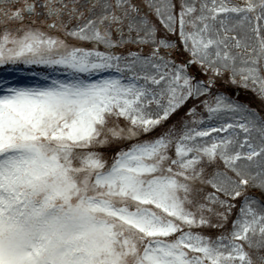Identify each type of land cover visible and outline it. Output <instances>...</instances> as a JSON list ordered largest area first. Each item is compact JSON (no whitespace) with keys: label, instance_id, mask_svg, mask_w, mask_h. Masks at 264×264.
<instances>
[{"label":"snow or ice","instance_id":"obj_1","mask_svg":"<svg viewBox=\"0 0 264 264\" xmlns=\"http://www.w3.org/2000/svg\"><path fill=\"white\" fill-rule=\"evenodd\" d=\"M0 264H264V0H0Z\"/></svg>","mask_w":264,"mask_h":264},{"label":"rangeland","instance_id":"obj_2","mask_svg":"<svg viewBox=\"0 0 264 264\" xmlns=\"http://www.w3.org/2000/svg\"><path fill=\"white\" fill-rule=\"evenodd\" d=\"M242 98H246V99H248L249 98V96H247V97H242ZM250 99V98H249Z\"/></svg>","mask_w":264,"mask_h":264}]
</instances>
